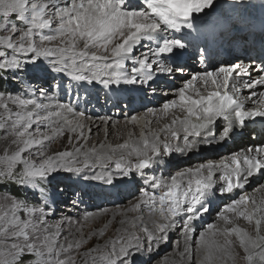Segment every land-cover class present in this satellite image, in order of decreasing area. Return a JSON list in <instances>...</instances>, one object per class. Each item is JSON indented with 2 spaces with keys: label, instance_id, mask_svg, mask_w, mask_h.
Returning a JSON list of instances; mask_svg holds the SVG:
<instances>
[{
  "label": "snow or ice",
  "instance_id": "snow-or-ice-1",
  "mask_svg": "<svg viewBox=\"0 0 264 264\" xmlns=\"http://www.w3.org/2000/svg\"><path fill=\"white\" fill-rule=\"evenodd\" d=\"M255 7L0 0V264H264V0L254 57ZM92 104L129 114L126 137L111 142L120 121L103 115L91 142ZM219 148L228 155L179 166ZM128 196L93 227L110 212L97 199ZM177 233L182 248L161 258Z\"/></svg>",
  "mask_w": 264,
  "mask_h": 264
},
{
  "label": "bare ground",
  "instance_id": "bare-ground-1",
  "mask_svg": "<svg viewBox=\"0 0 264 264\" xmlns=\"http://www.w3.org/2000/svg\"><path fill=\"white\" fill-rule=\"evenodd\" d=\"M251 2L252 3H257L258 2V0H251ZM259 2H260V0H259ZM261 20V19H260ZM260 20L258 21V22H260ZM254 22H256L255 21V18H254V16L252 15V14H249V22H248V28L251 30V32L252 33H254V31L250 28L251 27V25L254 23ZM249 48H251V45H249ZM251 49H253V48H251ZM245 51H244V49L243 48H238L237 49V51H236V54L237 55H239L240 57H244L245 55L243 54ZM245 62H247V61H245ZM137 107H139V104H137ZM112 109V108H111ZM111 111V110H110ZM141 111H143L142 109H141ZM143 113V112H142ZM141 113V114H142ZM111 115V114H110ZM110 115H108V116H110ZM89 117H91V119L90 120H88L87 121V123L88 124H90L92 127H93V136H92V141L91 142H93V143H95V142H99V141H101V134L100 133H104L102 130H100L99 132H98V134H97V128H96V125H101V129L104 127V125L102 126V124H101V122L97 119V117H92L90 114L88 115ZM151 119H153V120H155V119H158V117H156V118H151ZM112 122H115V121H113L112 120ZM154 127L156 126L155 124L153 125ZM256 128H259L260 126H258V125H256L255 126ZM132 128V126L131 125H128L127 127L125 126V123L123 122V123H119L118 125H115V128H109V132L113 135V136H111L110 138H109V140L111 141V138H116V139H118L120 136H125L126 137V135H127V132H128V130L129 129H131ZM138 129H136V131H137ZM103 139V138H102ZM118 142H120V141H118ZM55 147H60V145L59 144H57ZM231 147V149L233 150V151H238V150H241V148L243 147V145L242 144H240V145H233V146H230ZM220 149V148H219ZM219 149L217 150V151H214V155H215V157L217 156V158H215L214 160H219L221 157H226L227 155H228V153H229V149L228 148H223V150H224V152H223V154L221 155V156H219V154H220V152H222L223 150L221 149L220 151H219ZM184 159L186 160V159H188V160H186V162H184ZM203 162V159H197V158H195V157H193V158H191V159H189V158H183L182 159V161H180L179 162V165H181V166H183V167H185L186 165L187 166H190L191 164H195V165H197V164H199V163H202ZM195 165H193V166H195ZM186 166V167H187ZM252 194V193H251ZM121 200H123V199H121ZM125 200V202H129V201H132V200H134V197H132V196H128L127 197V199H124ZM102 207V206H101ZM111 208V207H110ZM109 208V209H110ZM112 211H115V209H110V212H109V215L107 216V217H110L108 220H110L111 219V212ZM102 219V217H99L98 218V220H101ZM215 219H216V215H215V212H213L212 213V215L211 216H208V219H207V221L208 222H214L215 221ZM245 224H246V222H244L243 220H240V225L241 226H245ZM199 231V230H198ZM174 236H176V240L178 241H180V246H181V248H182V246H183V240H182V238H181V236H180V234L179 233H177V234H175ZM170 246H164V247H162L161 248V252H160V257L162 258L164 255H169V256H172V254H173V251H174V248H172V246H171V248L169 249V251H167L168 250V248H169ZM172 258H175V257H172ZM241 264H243V262L241 261Z\"/></svg>",
  "mask_w": 264,
  "mask_h": 264
},
{
  "label": "rangeland",
  "instance_id": "rangeland-1",
  "mask_svg": "<svg viewBox=\"0 0 264 264\" xmlns=\"http://www.w3.org/2000/svg\"><path fill=\"white\" fill-rule=\"evenodd\" d=\"M256 7L255 8H253V9H251V10H249V14H252L258 7H259V4H260V2H259V0H258V2L257 3H253ZM254 14V13H253ZM149 106H156V105H149ZM81 110H83V106L81 107ZM111 110V111H110ZM143 111H141V113H142ZM95 113V114H94ZM91 115L92 117L94 116V117H97V116H103V115H110L111 117H112V120L113 121H120V123H123L124 121H125V119H126V117H127V115H129V114H124V115H122L118 110H115V109H111V105L109 104L108 106H106V107H103V108H101L99 105H96V104H92V105H89V106H87V115ZM132 114H135V113H132ZM103 126V125H102ZM259 126V125H258ZM138 131V130H137ZM94 134V133H93ZM101 134V137L104 139V133L102 134V133H100ZM111 136H113L111 133H110V135H109V138L111 137ZM101 138V141L103 140ZM119 141V139H116V138H111V142H113V143H115V142H118ZM223 150V148H220L219 149V151L220 150ZM218 149H216V150H214V151H217ZM214 151H212V150H210V151H207V152H205L204 154H203V156H200V157H195V158H197L198 160L199 159H203V162L207 159V160H214L215 158H217V156L215 157V155H214ZM223 152H224V150L222 151V152H220V154H219V156H221L222 154H223ZM186 160H188V159H186ZM186 160L184 159V162H186ZM193 165H195V164H191L190 166H193ZM180 167H183V166H181V165H179ZM187 166V165H186ZM185 166V167H186ZM187 167H189V166H187ZM132 186H130L129 188H127V189H123L122 191L125 193V194H127V192L130 190V188H131ZM248 192H249V194H251L252 193V188L251 187H249L248 189ZM121 199H123V198H120V197H117L116 198V203H112L111 201H106V200H103V199H97L96 201H95V204H97V205H100V206H102V207H105V208H112V209H116L118 206H121V205H127L128 203L127 202H125V200L123 199V200H121ZM81 207V210H87V211H92V212H98L99 211V209L97 208V207H93V206H90V205H88V204H85V205H81L80 206ZM110 208V209H111ZM109 209V210H110ZM65 210H68L67 208L65 209ZM110 217H102V219L101 220H95L94 222H93V227H97V226H102V224L103 223H107L108 222V219H109ZM207 219H208V217H207ZM177 238H176V236H173L172 237V241H171V245H172V248H174L175 247V243H176V240ZM171 248V246L168 248V250L167 251H169V249Z\"/></svg>",
  "mask_w": 264,
  "mask_h": 264
}]
</instances>
